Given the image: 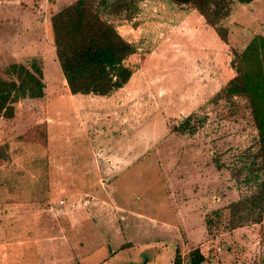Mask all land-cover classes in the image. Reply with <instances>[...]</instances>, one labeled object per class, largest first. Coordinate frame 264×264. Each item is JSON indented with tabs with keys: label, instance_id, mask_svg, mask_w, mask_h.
I'll return each mask as SVG.
<instances>
[{
	"label": "rangeland",
	"instance_id": "rangeland-1",
	"mask_svg": "<svg viewBox=\"0 0 264 264\" xmlns=\"http://www.w3.org/2000/svg\"><path fill=\"white\" fill-rule=\"evenodd\" d=\"M75 1L0 0V79L33 64L43 85L0 115V264H172L174 246L183 264H264V213L230 207L256 191L258 134L246 99L222 93L264 23L223 0V42L192 5L109 0L98 11L134 46L132 76L72 95L50 20ZM174 207L194 211L188 236L156 222Z\"/></svg>",
	"mask_w": 264,
	"mask_h": 264
},
{
	"label": "trees",
	"instance_id": "trees-1",
	"mask_svg": "<svg viewBox=\"0 0 264 264\" xmlns=\"http://www.w3.org/2000/svg\"><path fill=\"white\" fill-rule=\"evenodd\" d=\"M108 1L76 0L51 17L50 27L57 63L72 95L106 97L121 89L132 76V70L124 61L135 53L134 46L102 19L98 11L100 7H108ZM169 1L181 6L192 5L207 24L214 28L219 39L226 42L227 31L219 24L228 15L227 12L222 13L223 0ZM252 1L232 0L231 3L245 5ZM230 67L235 76L226 83L222 93L227 97L246 99L259 142V150L250 171L253 174L250 179L255 183L256 191L232 203L230 207L236 213L243 208L248 211L254 208L256 215L252 223L260 224L264 213V36H254L240 53H234ZM13 69L20 70L18 84L0 79V115L6 119L13 117V104L19 98L26 95L30 98L43 96L41 69L38 66L32 64L30 69L23 66ZM190 118L184 120L183 127L189 123ZM242 221H238L235 226H240L238 224ZM172 264H183L178 249Z\"/></svg>",
	"mask_w": 264,
	"mask_h": 264
},
{
	"label": "crops",
	"instance_id": "crops-1",
	"mask_svg": "<svg viewBox=\"0 0 264 264\" xmlns=\"http://www.w3.org/2000/svg\"><path fill=\"white\" fill-rule=\"evenodd\" d=\"M263 2H264V0H254L249 4H245V5L236 4V6H240L237 9L239 12H241L243 10V8H245L244 10H248V13H250V15L258 18V21L264 23V19H261V17L264 15V8L262 6ZM256 35L264 36V32L256 33ZM170 214L172 216L169 217V215H168L165 219H160V220L156 221L157 224H159L161 227H164L163 229H161V231L163 230L164 234H169L171 237H176V235H179L180 232L182 234H184L185 236H188L189 233H187V234L184 233V225L186 228L190 227V225H187V224H188V221L190 220L189 216L193 215L194 211H191L189 214L187 213L186 215L182 214L183 215V217H182L181 215H179L181 213L178 211V208L174 207V209H172ZM181 218H183V219H181ZM151 221H155V220L151 219ZM182 223H186V224L183 225ZM166 228H168V229H166ZM159 243H160V240H159ZM175 247L176 246H174V248H173L174 254H175ZM165 250L167 251V249H164V251Z\"/></svg>",
	"mask_w": 264,
	"mask_h": 264
}]
</instances>
